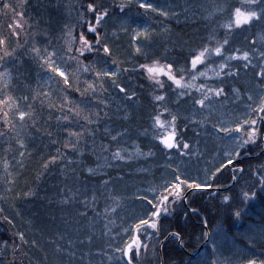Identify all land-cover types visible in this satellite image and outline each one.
<instances>
[{
	"label": "snow or ice",
	"instance_id": "1",
	"mask_svg": "<svg viewBox=\"0 0 264 264\" xmlns=\"http://www.w3.org/2000/svg\"><path fill=\"white\" fill-rule=\"evenodd\" d=\"M0 14L8 18L0 26V201L15 208L17 200L37 196L34 187L18 191L32 162L37 180L53 169L61 178L48 201L61 212L59 225L31 240L13 232L11 244L0 243V253L11 249L12 259L0 264H25V258L28 264H96L95 256L109 264H170L160 246L184 240L163 226L162 215L213 189L217 213L245 220V206L258 188L264 192V163L252 169L242 159L249 145L264 157V0H0ZM145 101L150 123L134 128ZM113 117L122 121L119 130L110 124ZM187 130L197 138L195 150ZM202 133L213 138L215 154L193 175L185 158L205 155ZM140 137L148 140L147 151ZM158 153L164 171L136 188L132 223L121 226V235L111 217L122 205L109 185L125 177L106 169ZM87 155L94 165L85 164ZM229 169L231 186L221 182ZM96 180L89 195L88 181ZM2 219L14 226L8 215ZM203 236L209 239L208 232ZM237 243L220 259L214 241L210 264H264L251 254L264 250V216ZM26 246L41 256L33 260Z\"/></svg>",
	"mask_w": 264,
	"mask_h": 264
},
{
	"label": "trees",
	"instance_id": "2",
	"mask_svg": "<svg viewBox=\"0 0 264 264\" xmlns=\"http://www.w3.org/2000/svg\"><path fill=\"white\" fill-rule=\"evenodd\" d=\"M12 3H17L18 0H11ZM64 3H71L74 0H63ZM172 2V0H169ZM52 15L57 19H61V14L53 11ZM8 18L3 14H0V26L7 23ZM170 24L179 31L182 27L175 25V21H171ZM125 79H127L125 77ZM141 78L137 75L133 81L134 84H139ZM199 83V82H198ZM193 94L195 93L193 89ZM151 109L147 107V101H145V106L143 108H138L136 111V122L132 127L138 128L141 126H147L150 121L148 119L147 113ZM181 126H183L184 121H181ZM111 126L117 130L120 129L122 121L117 120L113 117L110 122ZM211 131V129H209ZM220 135V134H217ZM186 136L191 138L193 141V148L197 147L193 131L187 130ZM130 146V140L125 138ZM135 134L131 135V140H136ZM199 148L205 155L202 157L193 156L190 159L185 158L188 167L192 170L193 175H195L196 169H203L206 166H210L212 157L215 154L213 152V138L206 137L203 133L201 135ZM99 143V140L97 141ZM139 143L144 145V151H147L148 140L143 137L139 138ZM205 145L207 147H205ZM247 151L242 159L245 161V166L251 164L252 169L259 167L261 163H264V157L259 156L260 148L256 145H249ZM54 151V149H49ZM95 158L91 155L85 157L86 165H94ZM165 163L163 157L158 153L155 158H151L149 161H138L133 163L131 166L120 165L117 168L106 169L109 174L113 177L123 175L125 177L124 181L114 180L110 185L113 195L120 198L121 207L117 210L115 216L112 219L116 221L115 231H121V226L127 227L132 223L131 211L134 207L133 201L130 199L132 194L136 191V188H145L148 186V182H153V177L159 178L164 169L157 167V165H163ZM37 165L32 162L29 164L28 169L24 172L23 176L20 177L18 183V191H26L28 187L37 188L38 194L34 198L17 200L15 203V208L9 207L8 203L0 201V208L4 209L3 213H0V243L8 241L9 244L12 242V233L20 230L26 232L28 238L31 240L36 237L39 238L38 233L44 232L48 235L56 229L59 225V218L61 217V212L55 206L49 204V198H54L57 192V185L60 181V177L57 169H53L49 174L41 177L39 180L36 179L35 168ZM147 167L150 172H139L138 168ZM0 171H2V166H0ZM231 169L225 172L221 177V182L228 186H231L232 182L228 179L231 175ZM130 177V178H129ZM202 178V177H201ZM107 179V177H105ZM259 179V175L255 177ZM96 181H88L89 195ZM235 193H239V186L233 189ZM258 197L251 201L249 205L245 206V220H235L234 218L217 213L216 209L212 207L213 204H218L219 199H213L215 189L209 192L198 194L191 197V205H178L177 210L172 215H162L161 221L163 226L169 231H179L184 240V244L181 245L175 238H169L165 241L162 246H160V251L162 252L165 259H167L170 264H203V261H210L213 258L212 249L214 247V241L216 245L219 246V252L216 256L220 259L228 256L231 252L239 247L237 243L240 233L246 231L249 227L258 226L261 216H264V192L257 189ZM111 203V201H108ZM105 201L101 199L97 204V210L103 211ZM191 207H196L201 211L199 214H193L190 211ZM21 213L20 216L16 215V211ZM8 215L14 222L13 225H9L6 221H3L2 216ZM93 212L89 209V216H92ZM56 216L57 221L53 222L51 217ZM123 217V219H121ZM26 221H31V224L26 223ZM204 221H207L205 225ZM251 221L255 222V225L250 224ZM104 221L101 219L97 224V229L102 228ZM222 229L219 235L217 233ZM115 231L113 234H115ZM151 231V230H149ZM209 233V239H204L203 233ZM121 235H124L121 231ZM141 237L144 238V233H141ZM125 239L128 237L125 235ZM163 237H161L162 239ZM26 250L29 252V256L35 260L40 257L41 254L36 252L34 249L28 248ZM93 252L98 251V248L94 247ZM251 254L257 259H264V250L252 249ZM118 255V254H117ZM96 264H100L103 260L104 264H109L106 257L95 256ZM0 259L11 260L12 254L11 249H9L7 254L0 253ZM25 264H28L27 258H25Z\"/></svg>",
	"mask_w": 264,
	"mask_h": 264
}]
</instances>
